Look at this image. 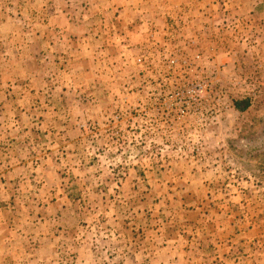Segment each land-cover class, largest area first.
<instances>
[{
  "label": "rangeland",
  "instance_id": "rangeland-1",
  "mask_svg": "<svg viewBox=\"0 0 264 264\" xmlns=\"http://www.w3.org/2000/svg\"><path fill=\"white\" fill-rule=\"evenodd\" d=\"M263 132L264 0H0V264H264Z\"/></svg>",
  "mask_w": 264,
  "mask_h": 264
},
{
  "label": "trees",
  "instance_id": "trees-1",
  "mask_svg": "<svg viewBox=\"0 0 264 264\" xmlns=\"http://www.w3.org/2000/svg\"><path fill=\"white\" fill-rule=\"evenodd\" d=\"M234 110L238 112H244L249 107V101L247 99H242L240 101L233 102ZM241 146L247 148V154L250 155L254 152H258L259 150H264V132L260 138L252 140L249 139L247 141H240Z\"/></svg>",
  "mask_w": 264,
  "mask_h": 264
}]
</instances>
